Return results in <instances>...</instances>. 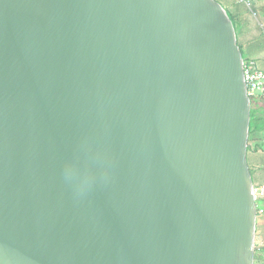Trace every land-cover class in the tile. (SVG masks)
<instances>
[{
  "label": "water",
  "instance_id": "1",
  "mask_svg": "<svg viewBox=\"0 0 264 264\" xmlns=\"http://www.w3.org/2000/svg\"><path fill=\"white\" fill-rule=\"evenodd\" d=\"M244 63L218 0H0V264H255Z\"/></svg>",
  "mask_w": 264,
  "mask_h": 264
},
{
  "label": "trees",
  "instance_id": "2",
  "mask_svg": "<svg viewBox=\"0 0 264 264\" xmlns=\"http://www.w3.org/2000/svg\"><path fill=\"white\" fill-rule=\"evenodd\" d=\"M245 1H250V0H245ZM252 1H254V4L251 6V9L256 14L258 20L261 23L262 28H261L260 34L253 35L252 44L254 45H251V50H249V53H247L246 48L244 49L242 43H239L238 33H240L241 32L240 30L243 29V25L238 29V32H237V21L235 20L237 16V12L234 10H232L231 12L227 10L233 22V25H234V28L237 34L238 44L241 48L243 57L245 58V62L257 60L255 57L256 53L254 52V50H260V51L264 50V20H263L264 5L261 4L263 0H252ZM240 7L242 6H239V9ZM239 9L237 8V10ZM244 10H247V9H244ZM239 11L242 12L241 9ZM244 30H247V29H244ZM258 101L256 102L253 101L251 103V120H250V127H249L248 155L250 152L264 151V106L258 105ZM252 169L253 167L251 165V171ZM262 204L264 205V198L259 199V209L263 208ZM255 260H256V264L257 262H260V261H262V264H264V246H260L255 250Z\"/></svg>",
  "mask_w": 264,
  "mask_h": 264
},
{
  "label": "rangeland",
  "instance_id": "3",
  "mask_svg": "<svg viewBox=\"0 0 264 264\" xmlns=\"http://www.w3.org/2000/svg\"><path fill=\"white\" fill-rule=\"evenodd\" d=\"M224 7H226V10L228 11H232V8L234 9V11L237 12V16L235 18V20L237 21V32L238 29L244 25V24H248V27L250 28L249 30H245L243 31V29H241L240 33H238V37H239V43H242L244 49L246 48L247 53H249V50H251V45L252 44V37L254 34H260L261 33V23L258 20L256 14L254 13V11L251 9V6L254 4V1L250 0V1H245V0H218ZM250 2V3H249ZM262 5H264V0L261 2ZM239 6L240 9L242 10V12H240L239 10ZM237 8L239 10H237ZM247 9V10H244ZM240 13H242V16H239ZM248 17L250 23L248 21L245 22V17ZM262 20V19H261ZM263 20H264V14H263ZM240 25V26H239ZM251 43V44H250ZM254 52L256 53L255 57L257 60V67H259L260 69L264 70V50L260 51V50H254ZM258 105L264 106V100H259L258 101ZM251 153V152H250ZM264 222V216H258V224L259 227L257 228V233H256V239H255V246L256 248L260 247L262 244H264V238L260 233V226L261 224H263ZM256 264V262H255ZM257 264H262V261L257 262Z\"/></svg>",
  "mask_w": 264,
  "mask_h": 264
},
{
  "label": "built area",
  "instance_id": "4",
  "mask_svg": "<svg viewBox=\"0 0 264 264\" xmlns=\"http://www.w3.org/2000/svg\"><path fill=\"white\" fill-rule=\"evenodd\" d=\"M245 80L247 82V92L251 103L258 100H264V70L257 67L256 61L244 63ZM253 193L257 199L264 198V185L257 183L253 186ZM260 214H264V209H259Z\"/></svg>",
  "mask_w": 264,
  "mask_h": 264
},
{
  "label": "crops",
  "instance_id": "5",
  "mask_svg": "<svg viewBox=\"0 0 264 264\" xmlns=\"http://www.w3.org/2000/svg\"><path fill=\"white\" fill-rule=\"evenodd\" d=\"M232 10H234L232 8ZM243 14L241 13L240 16H242ZM246 21H248V17H245ZM250 22V21H248ZM244 29L249 30L248 24H244L243 25V31H245ZM249 163H250V167L252 165L253 169H252V177L253 180L255 181V183L259 184V185H264V151H254L249 153ZM263 205V204H262ZM264 208V205H263ZM260 216H264V214L260 215ZM258 224V223H257ZM259 227V225L257 226V228ZM260 233L264 238V222L263 224H261L260 226ZM261 246H264V244H262Z\"/></svg>",
  "mask_w": 264,
  "mask_h": 264
},
{
  "label": "clouds",
  "instance_id": "6",
  "mask_svg": "<svg viewBox=\"0 0 264 264\" xmlns=\"http://www.w3.org/2000/svg\"><path fill=\"white\" fill-rule=\"evenodd\" d=\"M254 184H255V181H254ZM257 203H258V215L260 216L262 214L259 213V201Z\"/></svg>",
  "mask_w": 264,
  "mask_h": 264
}]
</instances>
